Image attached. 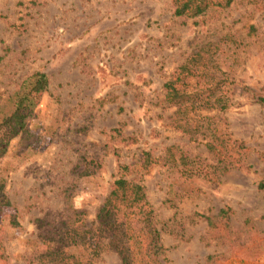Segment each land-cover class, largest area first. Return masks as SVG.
Wrapping results in <instances>:
<instances>
[{"label":"rangeland","instance_id":"1","mask_svg":"<svg viewBox=\"0 0 264 264\" xmlns=\"http://www.w3.org/2000/svg\"><path fill=\"white\" fill-rule=\"evenodd\" d=\"M215 1L186 18L173 0H0V119L26 78L49 80L29 142L12 140L0 159V264H40L35 220L76 211L90 225L118 164L138 167L148 151L145 211L162 229V264L222 253L215 264H264V0ZM171 78L194 96L176 114L164 103ZM225 208L228 230L194 216ZM94 263L121 264L112 250Z\"/></svg>","mask_w":264,"mask_h":264},{"label":"trees","instance_id":"2","mask_svg":"<svg viewBox=\"0 0 264 264\" xmlns=\"http://www.w3.org/2000/svg\"><path fill=\"white\" fill-rule=\"evenodd\" d=\"M173 4L174 15L186 18H196L211 8L223 6L215 0H173ZM197 55L201 53L195 56ZM180 70L183 73L189 69L182 66ZM176 80L171 78L163 86L164 103L168 107L176 108L173 114L179 113L182 107L186 108L188 104L192 105L194 100L193 95L175 88ZM48 86L49 80L44 73H34L26 78L13 94L12 111L0 119V159L6 154L12 140L18 138L23 145L29 142L31 134L27 121L33 116L38 99ZM246 91L249 92L248 89ZM213 102L220 108L223 100L215 98ZM256 102L264 109V95H257ZM209 131V138L213 139L214 135ZM207 148L213 149L210 143ZM114 155L118 157L117 150ZM139 162L141 164L138 167V163L118 164L109 192L90 225L86 224L81 219L82 214L76 211H71L69 216L56 224L44 219L35 220L38 229L46 228L39 236L46 245L40 264H95L99 255L106 250L114 251L121 264H162L160 258L166 251L161 242L162 229L157 227L158 223L152 216V211H145V205L148 203L146 189L142 184L143 176L153 165L151 152H144ZM134 168H137L136 171H133ZM8 205L9 203L5 202V206ZM230 212L229 208H225L214 215L194 216L203 218L209 230L220 226L228 230ZM11 222L18 224L16 216H11ZM231 234L227 231L225 238L233 244ZM221 237L223 236L216 237L218 242H221ZM71 249H86L88 252L85 255H75ZM223 255L207 256L206 264H215Z\"/></svg>","mask_w":264,"mask_h":264}]
</instances>
